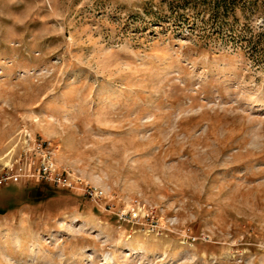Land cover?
<instances>
[{
    "label": "rangeland",
    "instance_id": "374dc122",
    "mask_svg": "<svg viewBox=\"0 0 264 264\" xmlns=\"http://www.w3.org/2000/svg\"><path fill=\"white\" fill-rule=\"evenodd\" d=\"M19 169L0 264H264V0H0Z\"/></svg>",
    "mask_w": 264,
    "mask_h": 264
},
{
    "label": "built area",
    "instance_id": "2783aa9c",
    "mask_svg": "<svg viewBox=\"0 0 264 264\" xmlns=\"http://www.w3.org/2000/svg\"><path fill=\"white\" fill-rule=\"evenodd\" d=\"M33 164V163H32ZM20 173H16L15 175H0V189L9 184V183H17L19 181V177L26 176L23 172V169H19ZM21 172L23 175H21ZM38 177L39 179L43 180L46 183L53 184L57 187H62L69 190H81L83 195L90 199L91 201L98 203L99 200L102 198L101 191L92 188L81 187L80 182L73 181L64 173H58L52 162L50 161H42L39 167L37 168ZM136 214L132 215V218H135ZM131 218V219H132Z\"/></svg>",
    "mask_w": 264,
    "mask_h": 264
},
{
    "label": "trees",
    "instance_id": "16d2710c",
    "mask_svg": "<svg viewBox=\"0 0 264 264\" xmlns=\"http://www.w3.org/2000/svg\"><path fill=\"white\" fill-rule=\"evenodd\" d=\"M16 185H17L16 183H9V184L3 186V187L0 189V193H3V192H9V191L13 190L14 187H15ZM39 185H42V186H45V187H50L47 183H41V184H39ZM39 185H37V186H39ZM50 188H52V187H50ZM7 189H8L9 191H7ZM56 189H57V188H56ZM58 190L67 191V192H72V191H70L69 189H65V188H58ZM29 191H30V190H29ZM33 191H35V190H32V191H30V192L32 193ZM30 192H29V193H30ZM0 213H2V212L0 211Z\"/></svg>",
    "mask_w": 264,
    "mask_h": 264
}]
</instances>
